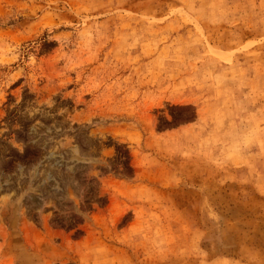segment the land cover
Segmentation results:
<instances>
[{"label":"rangeland","instance_id":"1","mask_svg":"<svg viewBox=\"0 0 264 264\" xmlns=\"http://www.w3.org/2000/svg\"><path fill=\"white\" fill-rule=\"evenodd\" d=\"M0 264H264V0H0Z\"/></svg>","mask_w":264,"mask_h":264}]
</instances>
